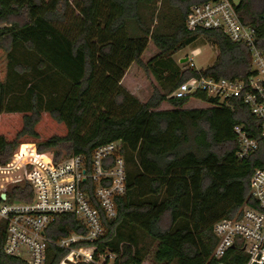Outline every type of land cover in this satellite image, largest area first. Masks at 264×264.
<instances>
[{"label": "trees", "instance_id": "1", "mask_svg": "<svg viewBox=\"0 0 264 264\" xmlns=\"http://www.w3.org/2000/svg\"><path fill=\"white\" fill-rule=\"evenodd\" d=\"M156 1L0 0V161L7 163L21 144L51 150L57 158L90 157L97 147L120 140L127 193L117 200L118 216L108 222L107 234L94 243L93 261L77 264H101L105 254L115 256L111 264H142L147 251L139 243L145 237L158 243V264H246L237 247L221 260L213 256V225L239 216L246 204L257 206L250 178L264 167V141L238 161L234 126L259 137L261 121L241 100L232 108L204 92L171 95L201 74L246 80L252 73L249 48L221 31L187 30L190 7L208 0H179V9L162 22L145 15ZM258 5L264 0H241L238 12L264 49V7L258 11ZM200 37L218 50L211 66H163ZM151 44L159 53L149 52L153 57L144 63ZM135 65L158 83L147 101L123 86ZM194 101L209 106L189 107ZM80 231L75 217L61 215L49 236L57 240ZM4 242L2 235L0 264H28L7 256ZM68 254L51 245L46 264H60Z\"/></svg>", "mask_w": 264, "mask_h": 264}, {"label": "built area", "instance_id": "2", "mask_svg": "<svg viewBox=\"0 0 264 264\" xmlns=\"http://www.w3.org/2000/svg\"><path fill=\"white\" fill-rule=\"evenodd\" d=\"M240 3L208 0L193 4L185 25L189 31H221L232 42L247 45L251 75L246 80H229L201 74L183 81L171 97L182 99L204 92L232 108L234 100L243 101L261 121L259 137L251 135L244 125L234 126L239 142L235 157L243 161L264 141V49L258 46L254 27L241 19ZM187 62L195 69L193 58ZM122 149L119 140L97 147L90 157L71 154L57 158L53 151L33 148L11 163L0 161L1 168H15L14 172H0V245L3 235L4 253L28 264H46L48 249L55 245L69 250L60 264L92 262L97 249L94 243L107 234L108 222L118 216L117 200L127 193L128 166ZM250 196L257 206L246 204L239 216L213 225L217 239L213 256L217 260L237 247L247 256L246 264H264V167L256 168L250 178ZM61 215L75 217L81 231L53 240L50 228ZM77 243L83 246L73 248Z\"/></svg>", "mask_w": 264, "mask_h": 264}, {"label": "rangeland", "instance_id": "3", "mask_svg": "<svg viewBox=\"0 0 264 264\" xmlns=\"http://www.w3.org/2000/svg\"><path fill=\"white\" fill-rule=\"evenodd\" d=\"M178 5H179V0H157L156 3H152V5H150L147 8L148 10L145 9L146 11L145 15L148 18H150V16L154 14V17L156 16L155 18L156 22L157 21L162 22V20L165 21L164 20L165 15H167V19H170L171 13H174L175 10L179 9L177 8ZM262 7L264 6L258 5L256 9L259 11ZM163 31L166 33L168 32L172 33V29L170 28H165L163 29ZM149 49L150 50H147L145 52L146 57L143 58L144 63H147L149 59L153 57V55L149 54V52H152V54L159 53V51L156 49V47L153 44L149 46ZM196 49H198L199 54L194 57L192 55V52ZM147 54H149V56H147ZM217 55H218V50L212 44V42L206 39L205 37H200L195 43L177 51L176 54L173 55L172 59L167 60L165 63H163V66L166 67L168 70H173L177 68V69H180V71H184L186 68L189 67V64L188 62L181 63V60L184 58H193L195 69L204 70L215 62ZM133 69L130 72H128L127 77L125 79V83H123V86L126 89H128L130 92L131 91L135 92L137 94V97L140 98V100L147 101L153 93L154 85L158 86L156 78L154 77L153 74L146 73L138 65H135ZM195 106H209V104L194 101L189 105V107H195ZM33 148L38 150L37 145H34V144L19 145L13 150L11 157L7 163H11L15 157L22 155L25 150H28V149L30 150ZM59 151H61L62 155L65 154V150L60 149ZM2 169H4L5 171H9V172L15 171L14 167L10 169H6V168H1L0 166V172L3 171ZM157 245L158 243L149 237H145L144 239L140 241L139 246L144 247L147 251L145 260L142 264H158L154 260V253H155ZM107 257L111 264L115 256L113 254H105L101 256V261H100L101 264L105 263ZM77 261L78 259L74 260L75 263H77Z\"/></svg>", "mask_w": 264, "mask_h": 264}, {"label": "water", "instance_id": "4", "mask_svg": "<svg viewBox=\"0 0 264 264\" xmlns=\"http://www.w3.org/2000/svg\"><path fill=\"white\" fill-rule=\"evenodd\" d=\"M187 61H188V58H184V59L181 60V63H185Z\"/></svg>", "mask_w": 264, "mask_h": 264}, {"label": "crops", "instance_id": "5", "mask_svg": "<svg viewBox=\"0 0 264 264\" xmlns=\"http://www.w3.org/2000/svg\"><path fill=\"white\" fill-rule=\"evenodd\" d=\"M194 51H198V49H196V50H194ZM194 51H193V52H194Z\"/></svg>", "mask_w": 264, "mask_h": 264}, {"label": "bare ground", "instance_id": "6", "mask_svg": "<svg viewBox=\"0 0 264 264\" xmlns=\"http://www.w3.org/2000/svg\"><path fill=\"white\" fill-rule=\"evenodd\" d=\"M68 260H69V258H68Z\"/></svg>", "mask_w": 264, "mask_h": 264}]
</instances>
